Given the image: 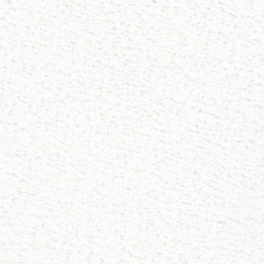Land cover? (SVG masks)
I'll return each mask as SVG.
<instances>
[{"label":"snow or ice","instance_id":"snow-or-ice-1","mask_svg":"<svg viewBox=\"0 0 264 264\" xmlns=\"http://www.w3.org/2000/svg\"><path fill=\"white\" fill-rule=\"evenodd\" d=\"M0 264H264V0H0Z\"/></svg>","mask_w":264,"mask_h":264}]
</instances>
